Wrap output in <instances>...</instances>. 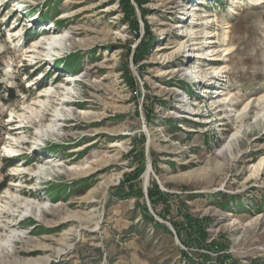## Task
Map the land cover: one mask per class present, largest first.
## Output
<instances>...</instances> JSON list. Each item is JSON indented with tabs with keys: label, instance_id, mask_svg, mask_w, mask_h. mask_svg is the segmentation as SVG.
I'll return each mask as SVG.
<instances>
[{
	"label": "rangeland",
	"instance_id": "obj_1",
	"mask_svg": "<svg viewBox=\"0 0 264 264\" xmlns=\"http://www.w3.org/2000/svg\"><path fill=\"white\" fill-rule=\"evenodd\" d=\"M135 1L0 0V264H264V3Z\"/></svg>",
	"mask_w": 264,
	"mask_h": 264
},
{
	"label": "bare ground",
	"instance_id": "obj_2",
	"mask_svg": "<svg viewBox=\"0 0 264 264\" xmlns=\"http://www.w3.org/2000/svg\"><path fill=\"white\" fill-rule=\"evenodd\" d=\"M260 3H264V1L260 0ZM189 15V14H188ZM70 38L71 36L69 35V33L67 31H65L64 33H61L59 35H54V36H50L49 39H43L41 42H39V45L41 47H44V49H48V50H53V49H58L60 51L64 50L66 47L70 48L72 47V43H70ZM209 55V54H208ZM207 56V55H206ZM210 56V55H209ZM186 72H189V69H186ZM220 73V71L217 68L212 69V72L210 74H203V75H198L196 77L197 81H202V80H211L212 78H216L218 77V74ZM210 78V79H209ZM218 85V84H217ZM207 93L212 94L213 91H208L206 90ZM57 95H60L62 97H64L63 100L60 101V105L63 108L67 109V112L73 116H76L78 119H82L81 113H77L75 110H73L72 108L68 107L67 103H68V96L69 93L67 91L65 92H56V91H51V93H46L45 96L48 98V105H50V101L52 100L53 97H56ZM58 97V96H57ZM232 96L229 97L228 99H226L225 101H219V102H215L214 107L212 110L217 109V112H224L226 113V111L229 112L228 115H225L224 119L226 120H231L232 122L238 123L240 124V128L239 130H237L235 133H233L231 136H229V138H227L224 143L219 147V150L217 151V156H221L224 159L226 158V156L229 155V151L231 149L232 146V142L235 141L238 137V133L241 132V129L245 126V118L247 116V111H248V105H246L242 111L238 112V113H232L233 110L228 107V103L231 100ZM227 107V109H226ZM262 111H264V108H262ZM41 116H43V113L41 114ZM230 117H235V120H233ZM260 118H262L264 120V112H262ZM259 118V119H260ZM219 119V118H218ZM62 118H61V114L57 113L54 115L52 121L50 123H48L46 126L41 127L38 130V134H37V138H39L40 140L44 137L47 136L49 134H53L54 132H56L61 125H59V123L61 122ZM238 128V127H237ZM263 166V162H259V165L256 167V170H259V168H261ZM42 170V168H39L38 172ZM147 175L148 172H146L144 174L143 177V181L145 183L144 187H147ZM192 175V173L190 174ZM47 203L41 205V203L39 204L38 202H34V201H25L24 203H22V208H23V216L22 217H26L27 215H29L28 213H30L33 209H35L36 211L40 212V210L42 208L47 207ZM16 211L13 210L11 212V214L15 215ZM73 219V216H70L67 218V220ZM14 226V225H13ZM69 235V233H65L63 235L62 241H66L67 240V236ZM26 239L27 241L29 240V237H27V233H24L22 231H17V230H12L11 233L7 234L6 236H4V238L2 237L0 239V249L2 247L7 248V249H12L13 245H14V241L16 239ZM8 256V255H7ZM49 257L46 256H42L39 258H32V259H27L26 261H18L16 262V264H45L47 262H49Z\"/></svg>",
	"mask_w": 264,
	"mask_h": 264
},
{
	"label": "trees",
	"instance_id": "obj_3",
	"mask_svg": "<svg viewBox=\"0 0 264 264\" xmlns=\"http://www.w3.org/2000/svg\"><path fill=\"white\" fill-rule=\"evenodd\" d=\"M134 1H135V0H134ZM125 2H126V5L129 6V0H125ZM135 3H136V4L139 3L138 0H137V2L135 1ZM141 43H142V42H141ZM136 60H138L137 57H135V61H136ZM0 67H1V66H0ZM0 77H1V68H0ZM5 187H6V185H5L4 183H0V193L5 189ZM149 195H150L151 200H152V199H153V195H151V194H149ZM175 230H176V233L178 234L179 231H178L176 228H175ZM225 250H226V247H220V251L225 252ZM216 257H217V256H216ZM218 259L221 260V262H220L219 264H227L228 259H230V256H229L228 254H226V253H223V254H221L220 257L218 256ZM60 264H64V263H60Z\"/></svg>",
	"mask_w": 264,
	"mask_h": 264
},
{
	"label": "built area",
	"instance_id": "obj_4",
	"mask_svg": "<svg viewBox=\"0 0 264 264\" xmlns=\"http://www.w3.org/2000/svg\"><path fill=\"white\" fill-rule=\"evenodd\" d=\"M202 84H203V81H197L195 85H197V86H202ZM208 95H209V94H208Z\"/></svg>",
	"mask_w": 264,
	"mask_h": 264
}]
</instances>
